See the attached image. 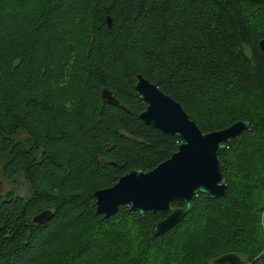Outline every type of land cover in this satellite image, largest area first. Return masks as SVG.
Here are the masks:
<instances>
[{
	"label": "trees",
	"instance_id": "16d2710c",
	"mask_svg": "<svg viewBox=\"0 0 264 264\" xmlns=\"http://www.w3.org/2000/svg\"><path fill=\"white\" fill-rule=\"evenodd\" d=\"M262 39L264 0H0L1 174L24 188L0 195V264L263 263ZM137 75L204 133L249 122L219 153L224 194L196 195L157 237L167 213L105 218L93 197L180 142L139 119ZM43 211L52 217L35 224Z\"/></svg>",
	"mask_w": 264,
	"mask_h": 264
},
{
	"label": "water",
	"instance_id": "95a60500",
	"mask_svg": "<svg viewBox=\"0 0 264 264\" xmlns=\"http://www.w3.org/2000/svg\"><path fill=\"white\" fill-rule=\"evenodd\" d=\"M106 23L111 27L108 16ZM258 48L264 51V39L258 42ZM134 90L136 97L145 104L139 119L146 126L176 137L180 142L168 159L152 170L131 169L118 177L111 187L94 192L95 211L105 218L116 215L123 206L141 217H145L147 212L167 213L165 218L151 227V235L157 237L173 229L192 211L196 195L216 199L224 194L226 184L222 180L219 153L226 148L230 139L248 130L249 122L238 121L227 128L204 133L180 104L142 75L136 76ZM101 99L123 109L106 89L101 91ZM174 202H180L183 206L173 207ZM51 217L50 211H43L32 221L40 224ZM210 264H241V258L229 253L213 259Z\"/></svg>",
	"mask_w": 264,
	"mask_h": 264
},
{
	"label": "rangeland",
	"instance_id": "374dc122",
	"mask_svg": "<svg viewBox=\"0 0 264 264\" xmlns=\"http://www.w3.org/2000/svg\"><path fill=\"white\" fill-rule=\"evenodd\" d=\"M4 164V155L0 152V185H1V191L0 195L5 196L7 192L13 191L15 194L23 195L24 194V188L21 184V180L16 178V181H6L3 179L1 174V168Z\"/></svg>",
	"mask_w": 264,
	"mask_h": 264
},
{
	"label": "flooded vegetation",
	"instance_id": "af4514ba",
	"mask_svg": "<svg viewBox=\"0 0 264 264\" xmlns=\"http://www.w3.org/2000/svg\"><path fill=\"white\" fill-rule=\"evenodd\" d=\"M0 191H1V185H0Z\"/></svg>",
	"mask_w": 264,
	"mask_h": 264
}]
</instances>
